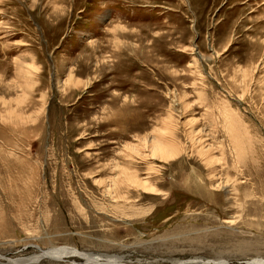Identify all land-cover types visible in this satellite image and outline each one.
Listing matches in <instances>:
<instances>
[{"label":"rangeland","instance_id":"374dc122","mask_svg":"<svg viewBox=\"0 0 264 264\" xmlns=\"http://www.w3.org/2000/svg\"><path fill=\"white\" fill-rule=\"evenodd\" d=\"M258 201L264 0H0V264H248Z\"/></svg>","mask_w":264,"mask_h":264},{"label":"bare ground","instance_id":"6f19581e","mask_svg":"<svg viewBox=\"0 0 264 264\" xmlns=\"http://www.w3.org/2000/svg\"><path fill=\"white\" fill-rule=\"evenodd\" d=\"M171 127V130H172V132L173 131H175V129H174V127L173 126H170ZM170 127H167V128H170ZM173 134H175L174 132H173ZM191 134H192V136H193V146L194 145H196V147L199 149V153H200V155L201 156H207V155H209V153H210V146L208 145V144H206L205 143V141L202 139V138H199V131H197V130H195V129H193L192 130V132H191ZM169 138V137H168ZM238 143V142H237ZM178 144V138H177V134H175L174 136L172 135L169 139H168V141H165L164 139H163V137H159V138H156L155 140H154V142H153V145H152V150H151V152H150V154H145V153H142V156H143V158H150L149 160H152V161H154V160H156V157L155 156H160V158H162V159H168L169 157H171V156H173L174 155V149L173 150H171V151H169L170 149H168V148H171V147H173L174 145H177ZM191 144V145H192ZM171 145H173V146H171ZM231 145L233 146V148L235 149L236 148V142H235V139H233V141L231 142ZM185 147V146H184ZM238 148V147H237ZM145 151H148V150H145ZM173 159V158H172ZM170 161V160H169ZM235 162V161H234ZM237 164V163H236ZM211 165V164H210ZM226 166V165H225ZM225 166H222V168H224ZM236 166V165H235ZM242 166V165H241ZM233 167V166H232ZM222 168H221V170H222ZM157 168H156V164H155V162H151L150 163V166H149V169H148V171H149V173H150V175L151 174H156L155 172H153V171H157V173H159V172H161V171H159L160 170V168H159V170H156ZM233 169V168H232ZM226 170H227V168H226ZM221 173H222V171H221ZM129 174V173H128ZM198 174H200V173H198ZM195 175V176H191V175H185V176H183L182 178H180L179 180H181L182 179V184H184V182H187V185H189L190 183H188V182H190V181H194V182H199V183H202L203 181H205L204 179H201V177L199 176V175ZM208 174L211 176V180H209V182H208V184H210V186H212V187H215V186H221L222 184H223V182H219L218 184H217V182L219 181V178H220V174L217 172V169L216 168H210L209 170H208ZM234 174H236V173H234ZM227 175V174H226ZM225 175V176H226ZM230 175V174H229ZM233 176V175H232ZM141 176L139 175V174H137V173H132V174H129L128 176H127V174H126V181L128 182V184L129 185H133V186H135L136 187V185L137 186H140V187H142V188H144V189H147L148 188V186L150 185L151 186V184L149 183V178H150V176L149 177H147V179H143V178H140ZM216 179V180H212V179ZM226 179H227V177H226ZM230 179V178H229ZM232 179H233V177H232ZM178 180V181H179ZM208 180V179H207ZM206 180V181H207ZM234 180V179H233ZM227 181L228 180H226V183H227ZM232 181V180H231ZM239 181V180H238ZM228 182H230V181H228ZM234 184H231V186H232V189H234V190H236V191H238L239 190V185L237 184V183H235V182H233ZM216 184V185H215ZM215 185V186H214ZM216 189H218V187H216ZM249 193V192H248ZM250 194V193H249ZM254 195V194H253ZM258 196V195H257ZM246 197H248L247 195H246ZM251 197V196H250ZM258 209H260V210H263L264 209V205L262 204V201L260 202V201H258ZM260 204L262 205V207L260 206ZM243 205V204H242ZM245 206H247V205H245ZM240 207V206H239ZM242 208H243V206H242ZM245 209H246V207H245ZM258 212V211H257ZM256 212V213H257ZM228 237V236H227ZM227 237L225 238L226 240H227ZM229 239V238H228ZM191 240H192V242L193 243H198V244H203L204 243V241H203V236H201V235H198V236H195V237H193V238H191ZM225 240V241H226ZM230 240V239H229ZM227 242V241H226ZM223 244H222V246H221V249L222 250H224L225 248H226V243L225 242H222ZM227 243H229V242H227ZM249 246H251L246 240H242V241H240V243H239V246H238V249H241L242 250V248L243 249H246L247 247H249ZM68 249H71V250H68ZM64 251H66V253L67 252H72V253H75V254H77V255H81V256H83L84 254L83 253H81L80 251H78L77 249H74V248H62V249H55V248H52V249H49V250H43V252H44V254L45 253H47V254H49V255H54V256H57V255H59V254H62ZM91 255V254H90ZM85 256V255H84ZM15 262V261H14ZM17 263H19V262H23V259L22 260H17L16 261ZM248 264H264V259L263 258H258V259H251V260H249L248 262H247ZM214 264H225L224 263V261H219L218 263H214Z\"/></svg>","mask_w":264,"mask_h":264}]
</instances>
